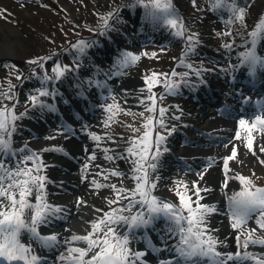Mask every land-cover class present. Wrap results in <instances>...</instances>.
<instances>
[{"label":"snow or ice","instance_id":"snow-or-ice-1","mask_svg":"<svg viewBox=\"0 0 264 264\" xmlns=\"http://www.w3.org/2000/svg\"><path fill=\"white\" fill-rule=\"evenodd\" d=\"M215 9L227 7L231 13L230 22L240 21L244 23L246 18L245 8L239 6L238 0H212ZM195 3V0H193ZM141 6L146 9L145 19L153 21H160L170 29L171 34L175 38H182L186 41L184 48V55L195 51V46L199 44L198 34L186 35L185 27L180 22L181 18L176 16L172 0H133V3L126 5L128 8H136ZM104 20L103 30L100 35H107L109 31H115L113 24L120 22V10L116 9L108 13ZM231 35V33H226ZM254 38L264 37V17L260 18L259 22L254 25V30L250 33ZM257 41L254 39L253 44ZM94 42L80 41L72 45L76 50L74 59V68L67 65H57L53 72L55 76L44 75L38 77L41 81V88L36 89V94L30 95V100L34 107L40 110L47 109L49 111H56L55 107L51 104H46L40 100V97L57 96L58 90L54 89L49 91L47 82L53 79H62L66 74L78 70L83 61L82 56H86V50L93 47ZM229 48L230 45H225ZM155 55V54H153ZM40 58L30 61L29 63L43 67ZM140 59L138 55L131 52L122 51L117 58L114 68L115 71L110 70L104 73V76L111 78L114 75H123L121 69H127L129 66L135 64ZM244 64L251 69L252 75L255 74L257 68L264 69V56L259 55L255 49L248 51L243 55ZM183 63V61H181ZM188 68L192 66L186 65ZM207 71V70H206ZM196 76H200V71L194 72ZM177 76L176 72L170 74H157L145 76L146 87L140 89L141 97L139 103L144 106V111L140 112L141 117H145V112L151 115L145 118L142 127L145 129L142 136L134 138L130 142V147L127 149V154L122 159L131 157L132 167L130 169L131 179L135 182V186L131 189H119L115 184L109 185L116 193L115 199L110 200L109 204L119 203L121 198L128 200L129 204L125 209H113L111 212H106L96 221L91 222V229L88 234L80 236L73 235L70 239H65V244H72L75 242H83L85 247H69L62 252L58 260L61 264H146L144 257L147 255L144 251L133 250L129 245L131 243L128 236L121 235L117 228L113 225L117 224H130L132 227H147L152 224L155 217L161 214L174 226L169 229L171 232L178 233L180 238L179 246L175 249L177 255L185 262L194 260H203L209 264H237V262L253 261L254 264H264V256L248 253L246 250L250 245L264 246V188H254L251 180L246 177L238 176L234 179L240 181L243 186L238 192H233L228 197L229 206L233 223L231 227L234 230L242 228L245 223L256 217L257 227L252 228L246 233L247 239L241 241V237L237 236V248L241 251L236 252H222L218 250L217 245L223 246V242L216 240L210 235V232L215 231L208 227L207 216L216 211L214 207L200 203L203 197L200 193L209 192L211 189L202 188L193 182L192 188L189 189L188 185H183L184 191H180V184L178 183L175 188V194L179 198V205L171 201H164L158 199L152 192L157 186L159 177L156 180L151 179V174L158 172L161 166L162 157L168 151L164 146L167 137L165 135L156 133L155 141H153L152 133L154 130V122L158 123L161 128L168 131L167 125L164 121V116L167 109L156 107V94L152 92V88L160 83H163L168 93H173L180 86L188 85L190 81L187 79L189 73H184V79L179 82H173L171 77ZM23 79V77H18ZM204 81L201 80V83ZM89 86L95 84L96 87L106 88L107 82H98L93 80L81 81L76 87L81 88L84 84ZM147 93V95H145ZM163 97L161 96V99ZM114 99V97H113ZM249 100L244 103H249ZM259 104L260 102L257 101ZM116 105H107L106 110L112 113ZM158 111V118L155 115ZM262 114H257L253 118V123L249 124L247 119H240V128L248 132V140L246 147L250 150L253 149L252 131H264V109L261 110ZM115 115V113H112ZM27 112L15 115L14 108L7 106L0 108V156L8 154L15 155L13 149L14 133L17 129V121L23 119ZM112 116H109V120ZM174 119H179L178 116ZM107 126V124H106ZM259 126V128H257ZM175 129L172 128L171 131ZM139 131V129H135ZM170 134V133H169ZM54 138V137H52ZM92 139L97 142L102 137L92 135ZM236 139H241L239 133ZM57 151L63 149L57 148ZM264 152V148L260 149ZM20 151H25L21 149ZM47 151V149H46ZM87 151V149H85ZM237 153L234 150L225 162V174L229 171L228 160L234 159ZM116 157L105 155V159L114 160ZM90 160H95V153L89 157ZM264 163V161H261ZM29 163L32 166H29ZM42 161L35 153L26 155V157L19 159L17 162L9 165L0 159V264H41V261L46 257L36 254V249L32 246L34 241L41 249H53L59 245V237L56 234L42 235L39 231L42 225H46L52 218H55L63 210L48 203L46 194V183L48 182L47 176L43 175L45 169ZM85 165V170H87ZM101 175H103L101 173ZM112 176H122V173L113 171L110 173ZM201 179L203 175L199 174ZM104 179H108L105 175ZM92 183L97 187H102L94 179ZM224 187L227 188V179H225ZM192 194L189 195L188 193ZM195 196V199H193ZM34 197V201L33 198ZM139 197L140 199H136ZM82 203V201H80ZM137 204L148 205L149 218L145 219L144 215L138 214L131 218L119 215V212L128 210ZM100 211V209H97ZM261 230L259 238H253V234L257 230ZM27 233L29 242L25 243L21 237ZM163 264H171L170 261L163 262Z\"/></svg>","mask_w":264,"mask_h":264},{"label":"bare ground","instance_id":"bare-ground-1","mask_svg":"<svg viewBox=\"0 0 264 264\" xmlns=\"http://www.w3.org/2000/svg\"><path fill=\"white\" fill-rule=\"evenodd\" d=\"M45 0H0V62L5 59H13L16 55L18 48L26 45L24 42L23 32L26 29L29 20H33V11L37 10L38 5ZM51 2H57L63 6H71L73 2L84 0H47ZM102 1L106 0H89L91 4H99ZM120 4L119 6H121ZM126 7V6H124ZM121 8L120 14H125L127 16V20L121 21L119 23H113L114 28L113 31L114 37L116 39H130L134 43L137 42V35L133 32L138 22L143 23L144 31H147L148 35L156 36L155 23L156 21L145 19V16L142 15L139 17V9L136 8ZM149 22L150 29L146 28ZM136 26V27H135ZM150 30V31H149ZM155 38V37H154ZM105 40V39H104ZM108 43H115V40L110 39V36L106 38ZM118 45V44H117ZM95 49H98L95 48ZM203 52H205L208 56L218 58L219 60L231 59L238 62L239 56L236 52L232 51L229 48H219L213 47L208 43L203 44ZM102 55H109V49L104 48L100 49ZM100 58V56H99ZM26 64L30 65L31 63L27 62ZM103 66L99 68L98 71L103 70ZM83 74L90 73L83 69ZM79 74V73H78ZM77 74V75H78ZM77 75H75L77 77ZM84 79V76L81 75L79 82L85 81L88 79ZM142 79L136 78L134 75L123 74L121 76H115L109 84H111L113 92L118 93L121 97L125 99L127 103L130 105H137L139 103V98L141 97L140 89L145 88L142 84ZM222 82V81H221ZM25 83L18 84L15 87L16 99L13 100L11 105L8 108L15 109V115L19 116L22 113L27 112V115L23 117V119L18 120L17 129L14 133L13 139V149L15 151V155L11 153L2 156L6 163L11 165L10 162H7L8 159L16 157L18 161L20 159V155L23 153H27L25 148H19L17 143L21 141V137H23L27 132H31L32 134L38 135L41 137V140L36 141L37 144L35 147L42 145L44 143L43 139L49 133L47 129L54 124L53 120L47 119L43 115V112L37 107L31 106L24 111H21V107H25L30 103V99L25 98L21 99L22 89L24 88ZM68 84V83H67ZM187 85H181L178 91H182L183 88L186 91ZM250 89L258 91L261 87H251ZM71 95L75 94V90L69 91ZM21 93V94H20ZM68 93V94H70ZM182 93V92H181ZM103 94H106L105 92ZM147 94V93H145ZM186 94V93H185ZM9 95V94H8ZM109 93H107V97H109ZM110 99V98H109ZM170 103L175 107L183 106V112L181 116L186 117L189 116V121L187 125L186 131L191 129L198 128L203 129L204 135L202 137H197L194 139L186 138V145L181 147L183 149V156L185 157L184 168L189 169V175L187 178L189 189L192 188L193 182L202 188L211 189L209 192H201L200 195L203 199L200 200L201 204L208 205L214 207L216 209L215 212L210 213L207 216L208 227L210 229H214L215 231L210 232V235L213 236L218 241L223 242V246L221 247L219 244L217 245L218 250L224 251L229 248L240 249L237 247L236 235L241 237V241L246 240L248 237L246 233L250 231L252 228L257 227L256 225V217L249 219L245 225L238 229L234 230L231 225L233 223V218H229L228 214L222 215V212L226 210L228 205L224 204V199L228 198L232 195L233 192H238L242 189V185L239 180L234 179L238 176L246 177L241 171H237L234 169V162L239 158L245 161L252 162L250 155H248V148L246 147V143L248 140V133L246 135H242L241 139H236V130L238 128V120L232 121L231 119H224L217 116V112L202 114L204 111L198 110L193 111L196 105H199V102L190 103L185 105V102L179 101V98H173L170 100ZM211 103H214L213 101ZM1 105V104H0ZM22 105V106H21ZM185 105V106H184ZM2 108V107H1ZM207 115V118L206 116ZM217 116V117H216ZM205 117V118H204ZM212 117V118H211ZM214 117V118H213ZM164 121L166 125H170L171 122L166 120L164 117ZM190 122V124H189ZM202 125H199V124ZM178 130V129H177ZM92 135L101 136L102 139L99 141V147H97V142L92 139ZM206 135L216 137L215 140L207 139ZM183 136V135H182ZM193 136V135H192ZM114 138L109 135H105L102 131H100L99 126L94 123L91 124V128L89 129V136L85 142L79 143L74 142L73 140H60L56 145L63 146L67 148H71L73 152H83L86 148H89L92 153H97L99 155V159L95 164L90 163V159L84 158L82 160L81 169H79L80 174L85 173L83 176V180L80 179V174L77 173V168H75L72 162L65 160L63 157L55 156L54 154H49L48 150L46 151V147L40 146V148H36V152L42 158L44 164L46 165L43 175L47 176L48 182L46 183V194L47 199L51 198L53 200L54 206L60 207L63 211L60 213L64 215L65 221L63 223L61 219L56 220V218H52L48 224L41 226V232L44 235H52L56 234L59 237V245L52 249L54 255H60L62 252L69 247H85L83 242H75L72 244H65V239H70L73 235H86L91 229V222L98 220L101 218L104 213L111 212L113 209H125L127 208L129 202L121 198L119 203L115 208H111L109 204L110 200L115 199V191L109 187V185L115 184L117 188H128L131 189L135 186V182L131 179L130 169L132 167L131 157L128 159H122L121 157L127 154V151H123V149L118 148L114 142L112 141ZM253 140V152L255 155L262 156L264 159V152L260 149L264 148V133H257V130L254 131L252 135ZM33 141V140H32ZM185 141L183 137H181L179 131H172L168 134L167 139L165 141L164 146L167 147L168 151L164 153L162 157V162L160 169L156 173L151 174V179L156 180L159 177L157 182V186L155 190L152 192V195H155L158 199H168L170 198V194L166 192L165 189L167 183L169 182L172 176H177L179 174L180 166L175 162H171L168 160L173 155H171L172 150L177 146V143H181ZM90 144V146H89ZM176 145V146H175ZM201 145H208L207 149L200 148ZM86 146L85 149L83 147ZM238 148L239 155L234 159L228 160V169L229 171L225 174L224 162L225 160L231 156L232 150L234 148ZM24 149L25 151H20ZM60 152V151H58ZM252 153V154H253ZM105 155H110L116 157L114 160L105 159ZM252 157V156H251ZM16 161V162H17ZM85 165H87V170H85ZM119 166L117 170H114V166ZM66 166V167H65ZM65 167L66 170H62ZM83 170V171H82ZM113 171L122 173V177L127 178L124 182L119 178L120 176H115L113 178ZM101 173L103 175H101ZM202 174L203 179L198 175ZM107 175L108 179H104V176ZM182 178V176H179ZM247 178V177H246ZM93 179L102 185V187H95L92 183ZM225 179H227L228 187H224ZM62 180L63 187H57L56 182ZM82 181H85L82 183ZM182 191H184L183 185H186L183 181L178 182ZM68 185V186H67ZM65 189H69L70 192L65 191ZM53 192H56L55 194ZM50 194V196H49ZM189 195L192 193L189 192ZM81 198L80 206L76 205L77 199ZM34 200V197L32 198ZM108 199V201H107ZM140 199V198H138ZM174 204L177 203L179 205V198H172ZM195 199V196H193ZM148 209V205L146 204H137L135 207H132L130 211L125 210L119 212V215L127 216L131 218L132 216H137L140 211L144 208ZM100 209V211H97ZM147 213V211H146ZM143 215L145 214L142 213ZM158 220L159 223L165 220L164 226L158 229L155 233H153V239L155 242L159 241V235H162L164 238V242L162 244L168 243L169 236H171V231H169V227L167 226L168 222L163 215L154 218ZM232 219V220H231ZM229 221V223H228ZM130 224H117L113 225V227L117 228L118 232L121 235H124V232L129 231ZM155 228V225L152 223L150 228ZM128 236L131 243L130 246L139 247L145 246L144 237L138 235V232L129 231ZM261 236V230H257L254 234V238H259ZM148 245V243H146ZM169 246V244H168ZM167 246V247H168ZM248 253L256 254L258 256H264V246L260 245H250L246 250ZM57 252V253H56ZM171 251V256H173ZM242 264H254L253 261H245L241 262Z\"/></svg>","mask_w":264,"mask_h":264},{"label":"rangeland","instance_id":"rangeland-1","mask_svg":"<svg viewBox=\"0 0 264 264\" xmlns=\"http://www.w3.org/2000/svg\"><path fill=\"white\" fill-rule=\"evenodd\" d=\"M131 3H133V0L131 2H128V0H106L93 5L89 0H84L83 2H73L71 6L67 5L66 7L57 2L42 1L38 5L37 10L32 12L33 20L26 22L28 27L27 31L26 29L24 30L23 37L24 42L27 44L18 48V53H16L13 59H3L0 62V108L12 103L16 96L14 94L15 85L20 83L21 80L30 79V77L38 79V77H43L45 74L55 76L53 69L57 65L62 67L67 65L74 68L76 50L72 45L80 41L94 42V46L86 50L89 52V55H95V51L93 52L92 50L97 48L98 43L101 44V42H106L107 47L113 53L120 54L121 51H127L138 55L140 59L126 70L123 69V73L143 79L144 82L142 84L145 87L144 78L152 73L170 74L174 71L177 73V76L171 77V80L179 82L181 79H184L183 74L190 73L193 71V68H195L194 70H199L202 74L206 70L208 73H217L220 70V75H223V78H227L228 63H223L226 69H219L218 66H214L206 53L202 51L203 44L208 43L213 47L219 48L230 45L237 52L246 51L252 47L253 40L258 38L250 35L254 30V25L259 22L260 18L264 17V0H238L239 6L245 8L246 11L244 23L240 21L230 22L231 13L228 11V8L221 7L215 9L212 0H195V3H193V0H172L175 14L181 18L180 22L185 27L186 35L198 34L199 44L195 46V51L185 56L184 48L186 41L182 38H175L171 34L170 29L160 21H156L155 23L156 36L147 35V32H144L143 26H140L142 25L141 23L133 29L136 35L137 33L140 35L136 43L130 39H118L119 44L117 46L114 44L109 45L105 41L106 38L109 36L114 37L115 35L113 31H109L106 36L99 34L103 30L104 20L102 17H106L108 13L116 9L121 10L120 4L129 5ZM137 7H140L139 17L145 16L146 9L141 6ZM120 18V22L124 20L128 21L125 14H120ZM109 23L113 24L111 21ZM229 32L231 35H226ZM259 38L264 41V37ZM245 45L246 48H244ZM40 58H46L42 60L43 67L26 64L30 59L33 61ZM81 60L87 62L86 58H81ZM189 64L192 66L191 68L186 66ZM23 75L25 78L18 79V77H22ZM32 84L31 82L27 83V88L36 85ZM162 90H165L163 83L152 88V92L157 97V110L159 108L167 109L164 116L167 120L173 117L174 113H177L176 116H179L183 112V106L175 107L170 103V100L179 98V101L185 102V105L192 102L190 96L185 97L174 92L171 94L168 92L164 93L165 95L161 99L159 95ZM114 98L115 102L112 101L108 105H116L112 110V113H115V115L107 111L106 107L104 112L102 109L100 110L103 114L102 116H97L96 119L98 120L99 127L104 130L105 134L115 138L114 142L117 147L123 149V151H127L130 147V142L134 138L143 135L145 129L142 125L145 122V118L151 114L145 112V117H141L139 113L144 111L143 105H130L117 93H115ZM23 108L21 107L19 110L21 111ZM198 110L199 107L196 106L193 111ZM155 115L158 118V111ZM109 116H112L111 120H109ZM180 118L181 120L189 121L188 115L186 117L181 116ZM156 124L158 123L154 122L153 141L157 132L165 136L170 132L169 127H167L168 131H165L159 124L157 125V127L159 126V131H157ZM199 125L202 124L200 123ZM135 129H139V131H135ZM200 129L189 130L187 133L190 136H201ZM182 146L181 143H177L171 155L183 156ZM202 148L206 149L207 145ZM252 153L248 149V155H250L252 162L238 157L233 166L235 170H239L247 176L251 180L252 185L256 187V185L264 184V163L261 162L264 159L261 158L262 156ZM172 161L178 164L176 160ZM178 166H180L179 174L170 178L166 186L167 189H165L172 198L177 197L175 188L178 182L183 181L186 185L188 184L189 170L180 164ZM179 176H182V178ZM119 179L123 182L127 180L122 176ZM180 191H182L181 187Z\"/></svg>","mask_w":264,"mask_h":264}]
</instances>
